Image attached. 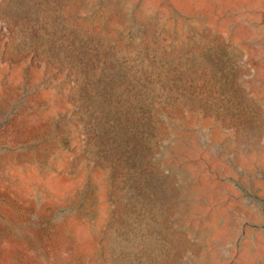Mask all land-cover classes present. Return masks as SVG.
<instances>
[{"label": "rangeland", "instance_id": "1", "mask_svg": "<svg viewBox=\"0 0 264 264\" xmlns=\"http://www.w3.org/2000/svg\"><path fill=\"white\" fill-rule=\"evenodd\" d=\"M0 264H264V0H0Z\"/></svg>", "mask_w": 264, "mask_h": 264}]
</instances>
